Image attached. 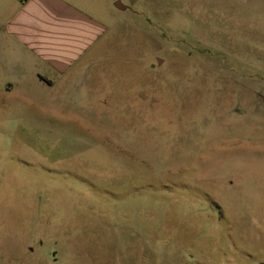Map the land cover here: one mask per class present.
<instances>
[{"label": "rangeland", "instance_id": "obj_1", "mask_svg": "<svg viewBox=\"0 0 264 264\" xmlns=\"http://www.w3.org/2000/svg\"><path fill=\"white\" fill-rule=\"evenodd\" d=\"M133 8L0 103V264H264V0Z\"/></svg>", "mask_w": 264, "mask_h": 264}, {"label": "crops", "instance_id": "obj_2", "mask_svg": "<svg viewBox=\"0 0 264 264\" xmlns=\"http://www.w3.org/2000/svg\"><path fill=\"white\" fill-rule=\"evenodd\" d=\"M114 1L0 0V103L18 97L34 105L27 94L39 83L52 89L70 72L84 71L116 11L143 13L133 8L136 0H120L124 10Z\"/></svg>", "mask_w": 264, "mask_h": 264}, {"label": "water", "instance_id": "obj_3", "mask_svg": "<svg viewBox=\"0 0 264 264\" xmlns=\"http://www.w3.org/2000/svg\"><path fill=\"white\" fill-rule=\"evenodd\" d=\"M113 5H114V7H116L119 10H124L128 7L127 5L123 4L120 0H115L113 2Z\"/></svg>", "mask_w": 264, "mask_h": 264}]
</instances>
